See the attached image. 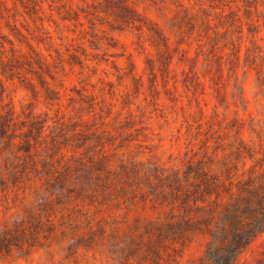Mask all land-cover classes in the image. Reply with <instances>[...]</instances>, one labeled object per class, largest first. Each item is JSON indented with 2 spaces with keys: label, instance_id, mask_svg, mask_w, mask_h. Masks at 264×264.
<instances>
[{
  "label": "rangeland",
  "instance_id": "374dc122",
  "mask_svg": "<svg viewBox=\"0 0 264 264\" xmlns=\"http://www.w3.org/2000/svg\"><path fill=\"white\" fill-rule=\"evenodd\" d=\"M263 158L264 0H0V264H188L191 167Z\"/></svg>",
  "mask_w": 264,
  "mask_h": 264
},
{
  "label": "trees",
  "instance_id": "16d2710c",
  "mask_svg": "<svg viewBox=\"0 0 264 264\" xmlns=\"http://www.w3.org/2000/svg\"><path fill=\"white\" fill-rule=\"evenodd\" d=\"M44 59L37 52L38 64L43 66ZM204 164L205 168L191 167L194 173L187 181L192 185L189 194L194 207L175 225L206 239L204 253L188 264H235L240 253L264 232V165L256 159L250 168L233 172L223 160L217 164L209 159Z\"/></svg>",
  "mask_w": 264,
  "mask_h": 264
}]
</instances>
